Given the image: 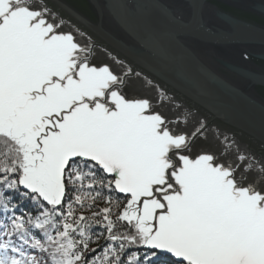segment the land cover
Segmentation results:
<instances>
[{
    "label": "snow or ice",
    "instance_id": "snow-or-ice-1",
    "mask_svg": "<svg viewBox=\"0 0 264 264\" xmlns=\"http://www.w3.org/2000/svg\"><path fill=\"white\" fill-rule=\"evenodd\" d=\"M205 3L0 0V264H264V138L160 83L231 120L182 66Z\"/></svg>",
    "mask_w": 264,
    "mask_h": 264
},
{
    "label": "water",
    "instance_id": "water-1",
    "mask_svg": "<svg viewBox=\"0 0 264 264\" xmlns=\"http://www.w3.org/2000/svg\"><path fill=\"white\" fill-rule=\"evenodd\" d=\"M68 3L93 22L97 21L93 0H68ZM184 7L182 19L187 22L189 14L187 6ZM261 8H264V0H206L201 17L213 35L180 37L187 49V55L182 60L184 70L229 112L230 121L218 119L203 104L193 101L171 84L160 82L162 87L174 92L177 99L198 108L210 121L236 133L239 140L257 151L264 138V84L253 82L241 73L264 75V12L260 11ZM217 12L227 15L235 24H228ZM105 27H108L107 23ZM111 30L117 39L138 47L137 42L124 33L115 28ZM107 46L111 49V45ZM244 53L248 54V59L243 58ZM119 55L128 58L124 52Z\"/></svg>",
    "mask_w": 264,
    "mask_h": 264
}]
</instances>
